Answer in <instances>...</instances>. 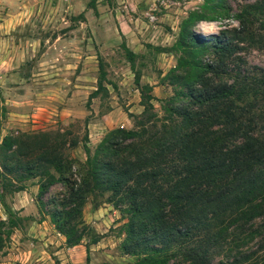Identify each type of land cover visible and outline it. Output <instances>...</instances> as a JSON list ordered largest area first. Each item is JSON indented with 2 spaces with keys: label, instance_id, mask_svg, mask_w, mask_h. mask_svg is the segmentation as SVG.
I'll use <instances>...</instances> for the list:
<instances>
[{
  "label": "trees",
  "instance_id": "1",
  "mask_svg": "<svg viewBox=\"0 0 264 264\" xmlns=\"http://www.w3.org/2000/svg\"><path fill=\"white\" fill-rule=\"evenodd\" d=\"M237 25L204 35L200 20L228 15L227 0H203L178 23L171 48L176 72L168 73L182 103L164 106L157 124L150 85L134 75L142 103L136 129H108L83 160L65 148V132H21L0 142V203L3 194L36 178L37 211L73 245L99 234L84 222L89 195L107 201L124 218L120 252L130 264H264V66L249 67L238 48L264 47V0L237 3ZM128 60L132 52L124 47ZM97 91L104 79L98 58ZM153 118V119H152ZM148 124V125H147ZM62 191L43 199L50 186ZM0 217V255L15 225L12 210ZM217 257V258H216Z\"/></svg>",
  "mask_w": 264,
  "mask_h": 264
},
{
  "label": "rangeland",
  "instance_id": "2",
  "mask_svg": "<svg viewBox=\"0 0 264 264\" xmlns=\"http://www.w3.org/2000/svg\"><path fill=\"white\" fill-rule=\"evenodd\" d=\"M202 1L0 0V142L21 132H65L67 139L77 140L65 153L83 160V143L91 153L108 129L140 127L136 120L142 119L143 106L134 75L150 85L152 107L148 112L157 124L165 122L164 106L183 102L168 75L177 71V54L171 45L180 18ZM227 1L228 15L200 20L195 30L203 34L213 26H236L231 12L237 3L251 0ZM122 43L132 52L131 61ZM236 53L249 67L264 66V47L238 48ZM98 58L104 79L88 97L97 87ZM24 184L22 189L3 194L5 206L0 203V217L6 218L8 208L15 223L0 264L133 261L134 256L120 252L124 218L107 201V192L89 195L82 206L84 222L99 234L95 243L88 244L85 261L87 237L67 245L48 215L37 211L36 178ZM62 189L55 183L42 198Z\"/></svg>",
  "mask_w": 264,
  "mask_h": 264
},
{
  "label": "clouds",
  "instance_id": "3",
  "mask_svg": "<svg viewBox=\"0 0 264 264\" xmlns=\"http://www.w3.org/2000/svg\"><path fill=\"white\" fill-rule=\"evenodd\" d=\"M219 31H220L219 28L213 26L209 29L204 30L203 34L204 35H219Z\"/></svg>",
  "mask_w": 264,
  "mask_h": 264
}]
</instances>
